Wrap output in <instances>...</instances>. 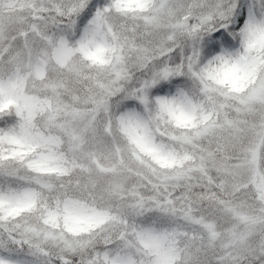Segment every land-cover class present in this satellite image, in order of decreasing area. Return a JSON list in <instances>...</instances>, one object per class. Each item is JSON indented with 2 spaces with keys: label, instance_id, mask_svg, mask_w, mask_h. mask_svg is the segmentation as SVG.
Listing matches in <instances>:
<instances>
[{
  "label": "snow or ice",
  "instance_id": "obj_1",
  "mask_svg": "<svg viewBox=\"0 0 264 264\" xmlns=\"http://www.w3.org/2000/svg\"><path fill=\"white\" fill-rule=\"evenodd\" d=\"M0 264H264V0H0Z\"/></svg>",
  "mask_w": 264,
  "mask_h": 264
}]
</instances>
